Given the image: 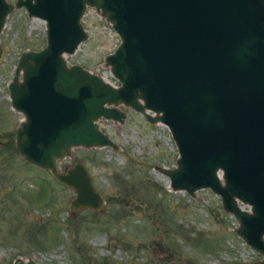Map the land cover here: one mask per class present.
<instances>
[{
    "label": "water",
    "instance_id": "water-1",
    "mask_svg": "<svg viewBox=\"0 0 264 264\" xmlns=\"http://www.w3.org/2000/svg\"><path fill=\"white\" fill-rule=\"evenodd\" d=\"M22 7L44 22V45L21 50L7 82L22 117L13 148L71 187V210L102 198L81 161L57 162L72 147L114 143L98 120L122 122L128 107L166 126L175 165L172 190L207 188L236 220L234 233L264 264V0H0V32ZM92 7L118 38L103 60L116 84L68 64ZM12 264H36L15 258Z\"/></svg>",
    "mask_w": 264,
    "mask_h": 264
},
{
    "label": "rangeland",
    "instance_id": "rangeland-1",
    "mask_svg": "<svg viewBox=\"0 0 264 264\" xmlns=\"http://www.w3.org/2000/svg\"><path fill=\"white\" fill-rule=\"evenodd\" d=\"M80 21L87 36L65 61L113 82L103 57L117 44L116 34L92 7ZM44 42L42 19L22 7L7 14L0 32V264L15 258L36 264H251L260 258L234 233L236 220L216 194L169 187L161 169L174 167L177 152L168 129L121 105L122 122L98 120L113 147H72L57 162L62 169L81 161L102 198L98 210H71L74 190L13 148L22 115L10 107L7 82L20 51Z\"/></svg>",
    "mask_w": 264,
    "mask_h": 264
},
{
    "label": "trees",
    "instance_id": "trees-1",
    "mask_svg": "<svg viewBox=\"0 0 264 264\" xmlns=\"http://www.w3.org/2000/svg\"><path fill=\"white\" fill-rule=\"evenodd\" d=\"M121 201L123 202V199Z\"/></svg>",
    "mask_w": 264,
    "mask_h": 264
}]
</instances>
